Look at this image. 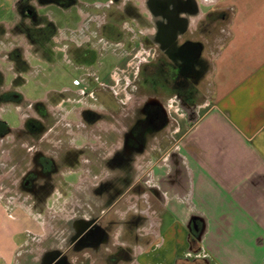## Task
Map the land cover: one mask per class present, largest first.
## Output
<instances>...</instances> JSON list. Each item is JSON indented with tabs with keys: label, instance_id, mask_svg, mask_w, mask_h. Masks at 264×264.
I'll return each instance as SVG.
<instances>
[{
	"label": "crops",
	"instance_id": "crops-1",
	"mask_svg": "<svg viewBox=\"0 0 264 264\" xmlns=\"http://www.w3.org/2000/svg\"><path fill=\"white\" fill-rule=\"evenodd\" d=\"M195 2L196 12L188 14L187 29L190 33L200 21H207L209 12H221L214 22L216 27L213 36L207 35V29L199 35L205 46L203 57L209 63L202 79L209 95H206L196 118L189 123L185 119L172 130V134H179L173 141L179 158L174 159V164L170 161L172 159L165 160L164 174L167 175L170 169V173L175 175L170 177L169 189L161 195L164 200L162 209H153L151 202L155 204L157 198L147 193L145 200L149 206L140 210L132 209L128 202L134 195H129L127 189L120 200V208L115 210L114 206L116 213L112 215L127 219L139 213L149 217L152 222L150 227L154 226L153 230L145 226L138 230L140 236L145 233L151 235L145 253L141 251L140 243H122L129 245L132 250L135 248L140 255L133 263L264 264V0ZM225 12L226 15L223 14ZM13 22L3 18L0 21V72L4 74V82L0 83L3 90L0 89V92L13 89L12 80L16 77V72H11L13 69L8 71L10 65L5 58L6 53L14 47L12 42L7 41ZM29 74L25 72L24 76L22 71L19 72V77L25 81L16 82L15 90L22 93L25 102L46 99L47 95L41 98L39 95L32 96L37 89L32 90L31 95L22 91V83L30 82ZM33 75L35 78L36 74ZM32 82L36 88L40 86L39 80L33 79ZM97 91L99 93V89ZM26 105L25 108L15 106L13 109L19 119V124L14 126L4 118L14 104L0 103V131L5 125L12 130L21 128L27 115L37 117L32 109L30 114L26 111L29 108ZM173 108L177 110L176 106ZM69 109L64 112V120H71L67 118ZM48 111L51 114L53 109ZM74 114V123H80L79 114ZM80 132L75 129L70 131L74 138ZM13 136H0V164L13 159L15 146L10 143L13 142ZM87 138L86 143L91 147L98 143L94 133ZM70 146L77 147L74 142H70ZM86 160L85 156L80 157L77 177L72 180L76 182L73 185L76 189L85 185V195L100 179L113 174L105 168V172L102 171L97 177L93 168L88 170ZM119 170L115 174L122 176ZM7 191H0V264H25L22 255L27 251L25 248L28 247L29 239H36L40 244V238L37 237L41 233L40 225L24 206L8 205L2 200ZM88 200L77 202L75 205L79 207L70 211L74 214H66L62 218L70 222L87 217L89 212L80 203L85 204ZM111 212L108 209L106 216ZM77 213L84 215L79 216ZM156 214L162 215L158 221H154ZM195 219L202 224L197 238L192 235L190 226ZM47 226L51 228L47 238L48 234L58 238L64 231L54 233L53 223ZM117 232H124L123 227H119ZM44 240L45 237L41 242ZM65 243L58 241V249ZM53 249L56 248H38V264L44 254ZM154 249L158 251L159 259H147ZM75 260L74 256H70V262Z\"/></svg>",
	"mask_w": 264,
	"mask_h": 264
},
{
	"label": "flooded vegetation",
	"instance_id": "flooded-vegetation-1",
	"mask_svg": "<svg viewBox=\"0 0 264 264\" xmlns=\"http://www.w3.org/2000/svg\"><path fill=\"white\" fill-rule=\"evenodd\" d=\"M32 1H36V3ZM51 3L59 4V6L68 11H71L78 4L86 11L87 8L92 7L96 3V5L106 7L108 3H111L118 13L116 15L117 20L114 19V23L106 14L105 17L107 19H105L102 26L101 38L106 40V42H109L110 39L121 38L118 42L122 41L123 47L126 46L128 48L129 52L127 54L140 52V49L142 50L141 52L146 53V56L140 58L137 62V71L140 70L139 72L142 73L143 82L141 83L140 81V85L137 83L138 87H135L137 89H140L139 87L147 88V91L141 97H132V100L138 99L140 103L132 115H127L130 119L128 123H131L129 126L123 124L108 126V111L94 110L91 105L87 104V102L93 101V97L96 99L99 97L97 89L100 90V87L98 85H104L99 81L97 75L90 73L92 66H97L98 64L95 60L93 63L89 61H92L97 56H94L91 40L86 39L78 43V41L71 38L62 39L61 34L58 35L60 29L65 26L58 25V22L54 19L51 22L47 19L46 14H40L38 11ZM10 5L12 16L17 15L19 17L18 22H13L10 32L23 36L24 42L36 50L38 60L45 61L44 58L46 59V57L44 56L48 54L46 52L52 50L55 59L59 60L58 57L60 55V58L65 63L83 71L82 78L72 80L73 88L68 87L59 91H52V93L48 92L52 94L49 99L55 106L53 115L50 114L48 107H46L47 101H36L32 103V106L33 112L37 114V117L36 115H27L21 128L12 130L5 125V128L0 131L1 137L8 134L14 135L13 142L10 143L15 146L12 151V161H15V164L23 162L29 155L32 157L34 167L20 174V184L24 189L33 191L34 182L40 179V203L45 201L51 191L55 190V186L59 182L76 179L77 169L81 164V156L86 157L85 163H87V168L90 171L93 164V150L98 151L96 155L100 156V163L107 165L108 161H110L114 167H124L136 156L144 153L148 143L147 139L156 138L162 134L167 136V132L172 131L170 126L172 119L169 108L176 106V108L187 112L188 115H184L186 118L187 116L188 118L196 117L200 108L198 103L204 99V93H199L200 84L205 71L209 67L208 61L203 57L205 46L199 35L202 30L207 29V35L209 37L213 36L216 27L214 22L216 18L220 17L221 12L215 10L209 12L207 21H200L196 29L190 33L187 29L189 23L188 14L196 12L195 0H104L100 2L95 0L93 3H82L80 1L78 3L77 0H11ZM13 5L17 9L16 12L13 9ZM223 14L226 15L227 12ZM79 15L81 22L86 18V15L88 17L93 16L91 14L89 16L88 13L85 16L80 13ZM126 20L132 21L133 25L138 27L143 26V32L136 33L133 31V34L141 37L140 39L137 38L136 40V38H133L131 40L129 37L125 39L126 35H124V30L120 29V25ZM41 22H46L47 25H42L40 24ZM68 28H70L69 25ZM50 33L53 35L52 45L43 39L48 38ZM135 35L131 37H135ZM40 40L42 45H40ZM23 46L22 44L16 45L6 54L7 57L13 60V67L16 70L25 72L30 66L29 56L32 54L28 47L29 53L26 59L23 53ZM79 54H81V57L78 56ZM40 55L42 58H40ZM20 81L24 82L25 80L16 76L12 80L14 83L13 89L0 92V103L10 102L14 104V109L15 106H27L28 102H25L22 93L15 90L17 87L15 83ZM102 81L104 80L102 79ZM134 82H136L135 79ZM171 103L174 105L171 106ZM74 104L78 107H75ZM69 105H74L73 108L75 110L73 112L79 114L80 123L72 125L71 123H66L64 119L63 122L62 119L59 121L57 116L64 113L66 111L64 108ZM50 118L55 119L54 124L51 126L47 124L51 121ZM74 129L82 132L75 138L70 133ZM93 133L97 135L98 143H96V146L91 147L86 143V140ZM109 134H114L116 137L121 135V141L112 150L111 155L104 158L102 151L106 149ZM48 137L53 140H47ZM29 138L33 145L40 144V147L37 146L35 149H30ZM34 138L36 143L31 140ZM70 142L72 144L74 142L78 148L70 146ZM47 144L53 147L52 153L46 152L45 146ZM157 144L160 146L155 147L153 152L163 156L159 161L179 158L178 154L171 150L167 142L158 141ZM17 152L19 153L18 155ZM62 169L68 170L62 173ZM157 180L161 182L163 179L158 177ZM128 181L121 175L112 174L100 179L92 186L89 192L92 198L84 204V208L89 212V215L70 221L62 235L57 238V241L68 242L70 251L81 252L79 256L72 254L71 256H74L76 260L69 264H95L94 262H98L100 258L102 262L98 264H120L122 262L138 264L131 261L132 248L122 243H129V240L132 243L142 241L143 238L138 230L141 225L146 226L148 223L152 225V222L149 217L141 216L139 213L132 214L127 219H119L112 214L116 213V208H120V200L127 189L130 192L129 195H134L128 205L132 209L137 210L142 208L138 206L139 204H144L145 207L148 205L145 200L146 193L157 198V202L162 203L164 200L161 195L166 190L161 189L162 182L159 185L156 183L150 185L142 178L137 179L135 182ZM62 195L63 193L60 196ZM99 200L102 202L101 205L96 203ZM114 206H116L115 210ZM78 207L73 205L72 210ZM108 209L112 210V212L109 216H106ZM198 221L195 219L190 223L191 233L195 238L198 237L202 225ZM121 226L124 231L131 235L129 240L124 237V232H117ZM114 234L116 235L115 238H113ZM145 235L147 236L148 234ZM148 237L149 239L147 240H150V233ZM59 250L53 249L45 253L40 264H66L64 260L65 251ZM94 258L95 260H93Z\"/></svg>",
	"mask_w": 264,
	"mask_h": 264
},
{
	"label": "rangeland",
	"instance_id": "rangeland-1",
	"mask_svg": "<svg viewBox=\"0 0 264 264\" xmlns=\"http://www.w3.org/2000/svg\"><path fill=\"white\" fill-rule=\"evenodd\" d=\"M77 1L78 3L79 1L82 3L83 2L84 3L95 2V0H77ZM98 1L100 2L104 0H98ZM32 2L36 3V1H32ZM10 3H11V0H0V21L3 18V19H9L10 21L14 20V22L15 21L18 22L19 17L17 15L12 16V12H11L12 10H11ZM96 4H93L92 7L87 8L86 10L87 12L83 10L80 7L81 5L79 4L73 7L71 11H68L64 9L63 7L59 6V4H53V3L44 6L38 11L40 14L41 13L46 14L47 19L50 20L51 22H53L52 20L54 19L55 21L58 22V25L65 26L61 28L58 33V35L61 34L62 39L71 38L75 41H78V43L80 41L83 42L86 39L91 40V44L93 45V48H94V56H97V57L93 58V60L89 62L93 63L95 60V62H97L98 65L97 66L93 65L92 68L90 69V73L92 75H97L98 76L97 78L99 79V81H101L104 85H98L100 87V90L98 93L99 97L97 99L93 97V101L92 102L89 101L87 102V104L91 105L94 110L103 111V112L108 111L109 126L116 125V124L117 125L123 124L125 126L126 125L129 126L131 123H128L130 122V119L127 117V115L128 114L132 115L135 109L137 108V105L140 103L138 99L132 100V97L133 96L141 97V95L143 93L145 94L147 91L146 90L147 88L145 89H143L142 87H139L140 89L136 88L138 87L137 83L139 84L140 81L142 83L143 82L142 80L144 78L142 77V73L139 72L140 70L137 71L138 70L137 62L140 60V58L145 57L146 53L141 52L142 50L140 49V52L127 54V52H129L128 48L126 46L123 47L122 41L118 42V40H120L121 38H117L114 40L110 39L109 42H106V40L102 39L101 31L103 29L102 28L103 23L105 22V19H107V17H105L106 14H108V17L114 21V19L117 20L116 15L118 13L116 12V9L111 3H108L107 7L96 5ZM13 9L15 12L17 11V9L15 8V5H13ZM143 9L145 8L143 7ZM141 10H142V7H141ZM79 13L83 16H85L87 13L89 14V16L91 15L93 16L88 17L86 15V18L83 20V22H81ZM40 24L47 25L46 22H41ZM68 25L70 26L72 30L68 28ZM120 29L124 30V33H125L124 35H126L125 39H128L129 37V39L131 40L133 38H136V40L137 38L139 39L141 38L133 34V31H135L136 33H139V32H143L144 30L143 26L138 27L137 25H133V22L129 20H126L123 24H121ZM50 31H51V27H50ZM49 35H48L49 36L48 38H43V39H45V41H48L50 45H52L53 35L52 33H50ZM133 35H135V37H131ZM138 35H141V34H138ZM7 41L12 42L14 46L19 45L22 42V45H24L23 53L25 54L26 59H27V55L30 49V53L32 54L31 56H29L30 66L28 67V70H25V72L30 73L28 77L30 82L22 83L21 89L23 92H27L30 95H31L32 90L37 89L36 93H33L32 95L35 97L39 95L41 98L43 95H47L46 99H43V101H47L46 107H48V109L50 110L55 108V106L53 105V102H51L50 101L51 99H49L50 98L49 96H52L51 94L52 91H59V90H62L63 88H68V87L73 88L72 80L80 79L83 77V71L81 69H76L71 64L65 63L64 60L60 58V55L58 57L59 60L55 59L52 50H49L48 52H46L48 53L46 54L47 56H44L46 57V59L43 57L45 61L38 60L37 59L38 55H36V52H35L36 50H34V48H32L31 45L26 44V42H24V37L19 34H14L10 32V37L8 36ZM40 45H42L41 40H40ZM78 56L81 57V54H79ZM120 57L121 59H119ZM5 58L7 60L6 62L8 63V65H10L8 71L13 69L11 70V72H16V76H19L20 70L17 71L13 67L14 65L13 60L7 57V54L5 55ZM40 58H42L41 55H40ZM32 66H35V67L32 68ZM25 72L23 71V75ZM33 74H36L35 78L32 77L34 76ZM3 77H4V74L0 72V83L3 80ZM33 79H37L40 81L39 87L36 88V86L32 82ZM102 79L104 81H102ZM134 79L136 80V82H134ZM106 85H109V86H106ZM200 87L201 88H200L199 93L200 92L204 93V99L198 103L199 107L202 106V103L206 99V95H209V91L207 90L203 82H201ZM0 89L3 90L2 88ZM48 92H51V93L49 94ZM28 105H29V108L28 109L26 108V111L28 110L27 112L30 114L31 109L33 110V106L31 102H28ZM74 105L66 106V109H69L70 107L69 109L70 114L67 116V118L71 120H64L66 121V123H71L72 125L74 124V121H75V116H74L75 114L73 112V110H75L73 108ZM75 107H78V106L75 105ZM13 109L14 107H12V109L4 115V118L10 124H13L14 126H16L19 124V119H18L17 112L14 111ZM169 112L173 117V119L171 120L172 123L170 125L172 130L179 123H182L183 120L188 119L187 123H189V121L191 122L194 118L197 117L196 116L193 118H188L187 116L186 118V116H184L185 114H187L185 110H180V109L176 110L175 108H169ZM54 113L55 111L53 110L51 112V115ZM64 116H65L64 113H62L60 114V116H57V117H59V121L62 119V122H63ZM174 119H176V121ZM50 120L52 121V123L51 121L48 122L47 124L49 126H51L55 122V119L50 118ZM171 132L168 131L167 136L162 134L156 138L153 137L152 139H147L148 143L145 147L144 153L141 154L140 156H136L135 159L131 160L129 164H126L124 167H121V166L114 167L110 161H108L107 165L100 163V160H99L100 156L96 155L98 151L93 150V156H92L93 172H95L96 176L99 177L102 171L105 172L106 170L105 168H107L113 174L118 173V168H119L121 169L119 170V172H121L123 178L127 181L131 180L135 182L137 179L142 178L145 180L146 183H149L150 185L154 183L159 185L162 182L163 185L161 189L163 190L169 189L170 179H171L170 177L174 176L175 174L170 173V169L168 171L169 174L168 173L167 175L164 174L166 168L163 165V163H165V161L164 160L159 161V159L163 156H160L159 154L158 155L155 154L153 150L155 147L160 146L159 144H157L158 141L167 142V144L170 141L168 146L171 148L172 151L175 152V146L173 144V141H175V139L178 138L179 134H175V133L172 134ZM47 139L51 140L52 138L48 137ZM28 140L30 142V145H29L30 149L31 148L35 149L37 146L40 147V144L33 145L32 144L33 142L30 141V138ZM31 140H33L34 143H36L35 138ZM120 141H121V135L116 137V135L114 134H109V139H108V144L106 146V149L102 151L104 158H106L107 156L109 157L111 155L112 150L115 148V146ZM45 147H46V152L48 151V153H52L53 147L51 145L47 144ZM18 154L19 153L17 152V155ZM31 158L32 157H30L29 155L27 156L26 160H23V162L21 163L19 162L18 164L17 163L15 164V161H10V160H7L6 162L4 161L1 162L0 164V191L2 192L4 190H8L7 193L3 195L2 200L4 202H6L8 205L14 204V205L24 206L28 210V213L30 214V216L33 219L35 218V221H38L40 225L41 233L37 237L38 239L40 238V244L37 243L36 239L34 241L32 239H29L28 247L25 248V250H27L28 252L26 251L22 255V259L24 258L23 260L26 262L25 264H38L39 261L36 260V259H39L38 248L40 249L44 247L56 248V249L60 248V245H58L57 237L52 236L53 234H48L49 236L47 238V233L51 232V228H49L47 224L53 223L54 227L52 229L53 230L52 232L55 233L56 231H59V233H62V230H64L65 227H68V224H69V219H65V218L63 219L62 216L66 214H69L72 216L74 213H71L70 211L73 205H75L77 202L79 203L80 200L84 201L92 197L89 195V193H87L86 195L84 194L83 189L85 185H82V188L76 189L75 187H73V185H75L76 182L61 181L58 183L57 186H55V190L51 191L48 194L45 201L40 203V179L34 182L35 186H34L33 191H28L24 189L23 187H21V184H20L21 183L20 174H22L23 171L25 172L26 170L34 167V164ZM171 159H172L170 160L171 163L174 164L175 158H171ZM115 169H117V171ZM66 170L68 169H62V173L66 172ZM158 177L159 179H163V180L159 182L160 180H157ZM61 193H63L62 196H60ZM97 202H99L98 205L102 204L100 200ZM155 204H154V201L151 202V205H153V209L154 207H156L158 210L162 209V203H159L156 200ZM80 205L84 209V203L81 202ZM138 206L142 208L145 207L144 204L142 205L139 204ZM78 210H81V209L79 208ZM59 215L61 216L60 219H58ZM77 215L82 216L84 214L77 213ZM159 216L162 217V215L156 214V218L154 221H158ZM166 221H167V218H166ZM142 226L143 225H141V229H143ZM150 226H151L150 223H148V225H146L145 227L147 229L153 230L154 226L152 227ZM145 234L142 235L143 240L139 242L140 245L142 246L141 251H143L144 253L147 251V249L149 248V244H150L149 240H147L149 239L148 237L149 234L147 236ZM43 237H45V240L41 242V239H43ZM124 237L128 238L129 240L131 238V235H129L127 231H124ZM178 237H180V235ZM129 242L131 241L129 240ZM113 249H116V248H113ZM154 250L152 252L150 251L149 255L150 254L152 255L148 257L147 259H150L152 261L159 259V256L157 255L158 251H156V249ZM59 251H65L64 260L66 264L70 263L69 258L72 254H77L76 256H79L80 255L79 253H81L80 251L78 252L77 251L73 252L72 250L70 251L68 242H66L63 246H61V249ZM40 255H41V252H40ZM131 256H132V260H131L132 262L135 259L140 257V255L136 253L135 248L131 250ZM93 260H95V258ZM101 262L102 260L100 258L98 262H94V263L98 264ZM120 264H126V263L122 262Z\"/></svg>",
	"mask_w": 264,
	"mask_h": 264
}]
</instances>
